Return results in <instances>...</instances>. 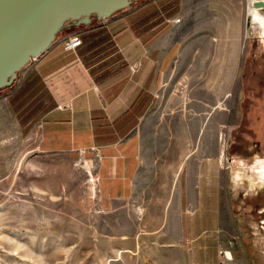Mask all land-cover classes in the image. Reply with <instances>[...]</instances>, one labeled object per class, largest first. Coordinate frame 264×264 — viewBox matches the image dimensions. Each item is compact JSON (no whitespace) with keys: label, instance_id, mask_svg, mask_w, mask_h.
<instances>
[{"label":"crops","instance_id":"1","mask_svg":"<svg viewBox=\"0 0 264 264\" xmlns=\"http://www.w3.org/2000/svg\"><path fill=\"white\" fill-rule=\"evenodd\" d=\"M247 28L246 0H134L110 19L67 22L32 63L53 106L25 140L40 154L95 159L102 208L126 205L158 174L174 183L167 197L178 198L170 222L188 230L211 220L219 231L220 169L217 157L190 152L191 107L213 103L222 114L218 105L240 94ZM73 34L82 45L66 51ZM159 118L165 125L154 124ZM145 128L182 137L152 142ZM219 249L205 264H218Z\"/></svg>","mask_w":264,"mask_h":264},{"label":"rangeland","instance_id":"2","mask_svg":"<svg viewBox=\"0 0 264 264\" xmlns=\"http://www.w3.org/2000/svg\"><path fill=\"white\" fill-rule=\"evenodd\" d=\"M247 19L240 94L218 105L222 114L213 103L191 107L190 152L217 157L220 169L219 231H210L211 220L188 230L170 222V204L178 198L167 197L174 183L163 175L151 174L143 192L107 210L100 205L95 159L34 151L25 139L51 108L28 112L38 99L49 100L32 80L33 60L12 86L0 88V264H205L219 248L231 249L235 264H264V37ZM33 83L39 90L31 97ZM199 111L206 115L197 118ZM198 124L201 133H195ZM144 132L159 143L182 137ZM206 238L212 243L201 245Z\"/></svg>","mask_w":264,"mask_h":264},{"label":"water","instance_id":"3","mask_svg":"<svg viewBox=\"0 0 264 264\" xmlns=\"http://www.w3.org/2000/svg\"><path fill=\"white\" fill-rule=\"evenodd\" d=\"M134 0H0V88L57 39L69 21L90 25L132 5ZM255 7L264 10V0Z\"/></svg>","mask_w":264,"mask_h":264},{"label":"built area","instance_id":"4","mask_svg":"<svg viewBox=\"0 0 264 264\" xmlns=\"http://www.w3.org/2000/svg\"><path fill=\"white\" fill-rule=\"evenodd\" d=\"M249 1L247 0V14L249 10ZM256 1V0H255ZM250 16V15H249ZM176 22H180V19H177ZM82 45V39L78 34L70 35L64 42V49L66 51H75ZM230 246H233V243L230 242ZM218 264H235V259L231 249L223 248L219 252V261Z\"/></svg>","mask_w":264,"mask_h":264},{"label":"trees","instance_id":"5","mask_svg":"<svg viewBox=\"0 0 264 264\" xmlns=\"http://www.w3.org/2000/svg\"><path fill=\"white\" fill-rule=\"evenodd\" d=\"M32 80H34L35 83H38L37 85L41 86V88L43 89L44 93L46 94V97H48L49 100H48L47 103H43V100H42V99H41V100L38 99L35 103H33V107H31V108L28 110V112H30V111H34V110H40V111H43V112L48 111V110L53 106V101H52V98H51L49 92L46 90L44 84L41 82V80H40L36 75H34V76L32 77ZM30 82H31V81H30ZM29 84H30V83L28 82V84H26V86L29 87ZM31 85H32V84H31ZM31 85H30V86H31ZM33 86H34V83H33V85H32V89H29V90H28L29 94L32 93V94H31V97H34V96L38 93V90H39V89H37V88H34ZM29 97H30V96H29ZM30 102H32V101H30ZM28 112H27L26 114H28ZM22 120H23V118H22ZM27 122H28V121H27ZM27 122H26V123H27ZM31 124H32V121H29V123H28V124H25L24 127H27V128H28V126H30Z\"/></svg>","mask_w":264,"mask_h":264},{"label":"bare ground","instance_id":"6","mask_svg":"<svg viewBox=\"0 0 264 264\" xmlns=\"http://www.w3.org/2000/svg\"><path fill=\"white\" fill-rule=\"evenodd\" d=\"M254 3L255 0L249 1V10H248V13L252 19L253 30L254 33H259L264 37V10L255 7Z\"/></svg>","mask_w":264,"mask_h":264},{"label":"snow or ice","instance_id":"7","mask_svg":"<svg viewBox=\"0 0 264 264\" xmlns=\"http://www.w3.org/2000/svg\"><path fill=\"white\" fill-rule=\"evenodd\" d=\"M259 163L264 164V161H260Z\"/></svg>","mask_w":264,"mask_h":264}]
</instances>
